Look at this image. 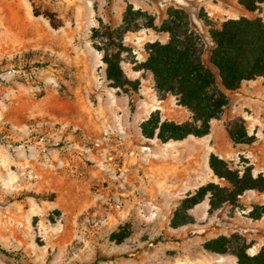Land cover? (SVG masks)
Instances as JSON below:
<instances>
[{"label":"rangeland","instance_id":"374dc122","mask_svg":"<svg viewBox=\"0 0 264 264\" xmlns=\"http://www.w3.org/2000/svg\"><path fill=\"white\" fill-rule=\"evenodd\" d=\"M127 2L152 13L156 24L168 6L183 7L209 45L200 9L216 24L241 15L264 20V1L248 11L237 0H0V245L12 252L0 253V264H236L201 243L238 231L251 242L249 253L264 244V218L248 216L252 204L264 202L256 191L211 211L206 196L189 210L192 223L169 226L185 194L223 183L208 166L211 152L231 168L264 173L263 79L227 91V106L202 137L144 138L139 123L153 110L175 121L189 113L172 96L159 99L152 74L129 61L144 60V43L164 42L166 32L124 35L130 50L121 64L140 80L137 93L105 79L91 28L98 18L118 25ZM33 8L52 11L60 25L53 28ZM235 115L245 118L252 143L227 135L224 124ZM125 225L123 241L109 239Z\"/></svg>","mask_w":264,"mask_h":264},{"label":"trees","instance_id":"16d2710c","mask_svg":"<svg viewBox=\"0 0 264 264\" xmlns=\"http://www.w3.org/2000/svg\"><path fill=\"white\" fill-rule=\"evenodd\" d=\"M237 1L248 11H258L264 0ZM165 13V18L156 24L152 13L134 8L127 2L118 25L98 18L97 26L92 27L90 33L92 46L101 54L109 86L127 95L139 91L140 80L127 77L121 64L123 54L130 50L124 42L125 33L151 28L168 34L164 42L144 43V60L129 58L135 70H146L152 74L153 88L159 99L170 94L175 97L176 104L189 113L187 119L175 121L162 118L159 110L155 109L139 123L144 138H156L162 143L208 134L211 120L219 119L229 102L227 91L236 90L242 82L258 77L264 82V20L260 15L226 18L216 24L200 9L197 17L208 28L209 45L183 7L170 5ZM33 14H42L53 28L60 25L59 19L48 9L40 11L33 8ZM129 106L132 111V100H129ZM224 128L235 144H249L255 139L248 133L245 118L241 115L229 118ZM208 166L223 183L209 181L185 194L171 213L170 227L192 223L189 210L206 196L208 210L211 211L225 204L236 205L248 190L264 193V173L254 175L249 165L242 170L231 168L225 159L211 152ZM248 216L254 220L264 218V202L252 204ZM128 235V225H125L112 231L109 239L120 243ZM201 246L212 253L233 255L236 264H264V244L256 252L249 253L251 242L238 231L209 237ZM0 253L12 255L1 245Z\"/></svg>","mask_w":264,"mask_h":264},{"label":"crops","instance_id":"0c3cea01","mask_svg":"<svg viewBox=\"0 0 264 264\" xmlns=\"http://www.w3.org/2000/svg\"><path fill=\"white\" fill-rule=\"evenodd\" d=\"M215 19V18H214ZM168 96H172V95H167L164 99H166ZM173 98H174V100H175V97L174 96H172ZM175 102H176V100H175ZM180 106V105H179ZM182 107V106H181ZM184 108V107H183ZM185 109V108H184ZM188 112V111H187ZM214 120V119H213ZM212 121V120H211ZM248 191H253V190H248Z\"/></svg>","mask_w":264,"mask_h":264}]
</instances>
